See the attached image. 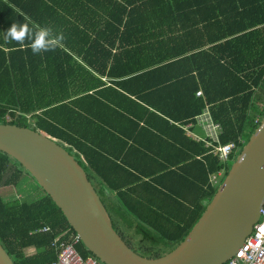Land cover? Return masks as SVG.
Instances as JSON below:
<instances>
[{
  "label": "trees",
  "instance_id": "1",
  "mask_svg": "<svg viewBox=\"0 0 264 264\" xmlns=\"http://www.w3.org/2000/svg\"><path fill=\"white\" fill-rule=\"evenodd\" d=\"M206 110L215 145L236 146L226 164L190 136ZM263 118L264 0H0V124L53 136L144 257L184 241ZM23 172L0 152V187ZM61 235L76 236L45 193L0 197L14 264H52Z\"/></svg>",
  "mask_w": 264,
  "mask_h": 264
},
{
  "label": "water",
  "instance_id": "2",
  "mask_svg": "<svg viewBox=\"0 0 264 264\" xmlns=\"http://www.w3.org/2000/svg\"><path fill=\"white\" fill-rule=\"evenodd\" d=\"M0 152L50 197L101 264H226L252 234L264 205V118L184 241L157 258L136 253L115 231L87 173L53 136L0 124ZM0 264H14L1 244Z\"/></svg>",
  "mask_w": 264,
  "mask_h": 264
},
{
  "label": "built area",
  "instance_id": "3",
  "mask_svg": "<svg viewBox=\"0 0 264 264\" xmlns=\"http://www.w3.org/2000/svg\"><path fill=\"white\" fill-rule=\"evenodd\" d=\"M198 97L202 96L201 92L197 93ZM259 120L256 121V124ZM197 127L201 129L204 134L203 138L192 136L196 140L206 143L208 147H212V153L216 155L219 160L226 164L234 153L236 146L231 143L228 145H215L218 143V138L221 129L211 120L209 112L206 110L201 116L197 118ZM225 169L218 171L211 178L214 186H218L225 178ZM50 231L48 227H43L35 232L39 234H47ZM62 236H59L52 243V248L56 251V260L52 264H101L94 257H82L78 251L77 246L80 244V239L77 236H72L70 241H63ZM226 264H264V205L260 209V218L255 225L252 234L245 240L243 245L238 249L235 256Z\"/></svg>",
  "mask_w": 264,
  "mask_h": 264
},
{
  "label": "rangeland",
  "instance_id": "4",
  "mask_svg": "<svg viewBox=\"0 0 264 264\" xmlns=\"http://www.w3.org/2000/svg\"><path fill=\"white\" fill-rule=\"evenodd\" d=\"M233 163H231L232 165ZM20 186L19 187H12V186H2L0 187V197H9L15 195L18 198L24 197L28 202H33L39 199L40 197L44 196L42 189L37 185V183L25 172L20 179ZM219 186V185H218ZM20 193V194H19ZM127 239H130L127 237ZM133 244V241H130ZM177 247V246H176ZM162 255L169 253L172 250H162ZM35 251L33 249L27 250L28 255L34 254ZM145 253V252H144Z\"/></svg>",
  "mask_w": 264,
  "mask_h": 264
},
{
  "label": "clouds",
  "instance_id": "5",
  "mask_svg": "<svg viewBox=\"0 0 264 264\" xmlns=\"http://www.w3.org/2000/svg\"><path fill=\"white\" fill-rule=\"evenodd\" d=\"M7 34L10 36H14L16 34V26H10V28L7 30ZM34 51H37L38 49L34 48Z\"/></svg>",
  "mask_w": 264,
  "mask_h": 264
},
{
  "label": "crops",
  "instance_id": "6",
  "mask_svg": "<svg viewBox=\"0 0 264 264\" xmlns=\"http://www.w3.org/2000/svg\"><path fill=\"white\" fill-rule=\"evenodd\" d=\"M192 135L196 136L197 138H203L204 134L201 129H197L196 133H192Z\"/></svg>",
  "mask_w": 264,
  "mask_h": 264
}]
</instances>
